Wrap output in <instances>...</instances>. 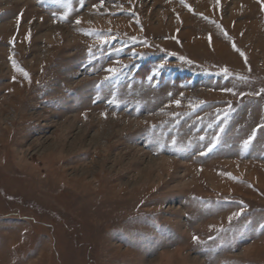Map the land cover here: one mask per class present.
Segmentation results:
<instances>
[{"label": "rangeland", "instance_id": "1", "mask_svg": "<svg viewBox=\"0 0 264 264\" xmlns=\"http://www.w3.org/2000/svg\"><path fill=\"white\" fill-rule=\"evenodd\" d=\"M0 264H264V0H0Z\"/></svg>", "mask_w": 264, "mask_h": 264}, {"label": "snow or ice", "instance_id": "2", "mask_svg": "<svg viewBox=\"0 0 264 264\" xmlns=\"http://www.w3.org/2000/svg\"><path fill=\"white\" fill-rule=\"evenodd\" d=\"M13 64H14V66H15V61H13ZM22 71V70H21ZM225 71H227V69H225ZM25 75H27L26 73H25Z\"/></svg>", "mask_w": 264, "mask_h": 264}]
</instances>
